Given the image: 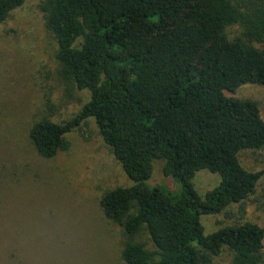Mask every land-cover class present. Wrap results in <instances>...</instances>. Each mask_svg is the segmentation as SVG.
<instances>
[{
	"label": "trees",
	"instance_id": "16d2710c",
	"mask_svg": "<svg viewBox=\"0 0 264 264\" xmlns=\"http://www.w3.org/2000/svg\"><path fill=\"white\" fill-rule=\"evenodd\" d=\"M29 0H0V25ZM43 27L56 43L58 75L89 92L65 124L34 123L28 138L49 159L68 149L66 134L92 119L132 184L107 191L103 216L121 227L123 264H264V230L244 221L205 235L201 217L243 205L264 171L239 160L264 148L256 101L264 87V0H40ZM242 33L231 39L227 28ZM162 161L166 184L149 186ZM206 170L220 177L204 197L193 185ZM144 229L152 244L135 242Z\"/></svg>",
	"mask_w": 264,
	"mask_h": 264
},
{
	"label": "rangeland",
	"instance_id": "374dc122",
	"mask_svg": "<svg viewBox=\"0 0 264 264\" xmlns=\"http://www.w3.org/2000/svg\"><path fill=\"white\" fill-rule=\"evenodd\" d=\"M39 2L29 0L0 25V264H123V230L103 216L99 201L132 182L94 121L67 133L68 149L49 159L28 138L34 123L65 124L89 99V92L69 89L59 77L56 43L43 27ZM241 33L239 25L227 28L231 39ZM235 97L256 101L264 120V87L244 85ZM239 160L249 171H264V148L245 150ZM162 165L154 163L147 184L174 187L162 178ZM219 182L206 170L193 178L200 197ZM240 206L201 217L205 235L240 221L264 230V175L242 211ZM134 241L153 248L144 229ZM231 256L225 249L211 264H229Z\"/></svg>",
	"mask_w": 264,
	"mask_h": 264
}]
</instances>
